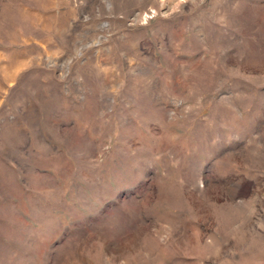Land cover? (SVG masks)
<instances>
[{
	"label": "rangeland",
	"instance_id": "obj_1",
	"mask_svg": "<svg viewBox=\"0 0 264 264\" xmlns=\"http://www.w3.org/2000/svg\"><path fill=\"white\" fill-rule=\"evenodd\" d=\"M0 264H264V0H0Z\"/></svg>",
	"mask_w": 264,
	"mask_h": 264
}]
</instances>
